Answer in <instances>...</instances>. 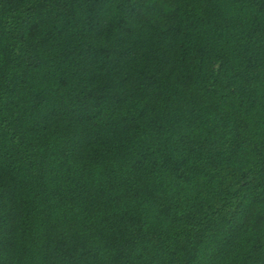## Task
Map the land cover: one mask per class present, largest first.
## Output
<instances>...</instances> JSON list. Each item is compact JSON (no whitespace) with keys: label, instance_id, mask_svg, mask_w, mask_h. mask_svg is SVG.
<instances>
[{"label":"trees","instance_id":"16d2710c","mask_svg":"<svg viewBox=\"0 0 264 264\" xmlns=\"http://www.w3.org/2000/svg\"><path fill=\"white\" fill-rule=\"evenodd\" d=\"M0 264H264V0H0Z\"/></svg>","mask_w":264,"mask_h":264}]
</instances>
